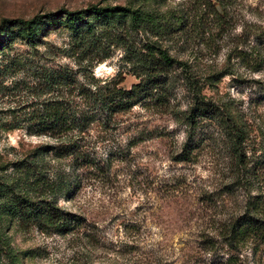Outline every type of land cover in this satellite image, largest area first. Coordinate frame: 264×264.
I'll list each match as a JSON object with an SVG mask.
<instances>
[{
  "label": "rangeland",
  "instance_id": "obj_1",
  "mask_svg": "<svg viewBox=\"0 0 264 264\" xmlns=\"http://www.w3.org/2000/svg\"><path fill=\"white\" fill-rule=\"evenodd\" d=\"M95 3L140 9L158 30L152 19L132 27L127 11L105 28L90 14L83 21L100 34L89 49L60 13ZM211 9L193 0H0V264H264V232L226 237L247 200L259 203L264 226V62H254L264 0ZM34 16L43 18L5 22ZM147 47L173 61L165 88L123 111L101 106L106 83L128 89L142 78ZM196 101L218 116L189 122ZM52 103L95 116L55 132L40 123ZM16 194L76 222L58 232L11 213Z\"/></svg>",
  "mask_w": 264,
  "mask_h": 264
},
{
  "label": "trees",
  "instance_id": "obj_2",
  "mask_svg": "<svg viewBox=\"0 0 264 264\" xmlns=\"http://www.w3.org/2000/svg\"><path fill=\"white\" fill-rule=\"evenodd\" d=\"M203 7H212L211 11L214 14H221L226 11L231 1L233 0H193ZM129 12V20L132 27H138L139 24L145 19H152V26L150 27L153 32L158 30V27L153 25V18L148 14L143 15L140 9L121 6H100L98 3L89 4L84 8L68 11H61V15H64L66 20L73 24L74 26V38L77 40L78 44L87 45L89 49L95 50L99 46V34L96 33L97 27L89 25V22L83 21L84 18L90 14L95 15L96 20L99 23L104 21L103 27H108L111 24L112 18L118 16L120 12ZM54 15H57L55 13ZM50 17V14H48ZM47 17V16H45ZM38 18L43 17H32L29 20H23L20 18H13L5 20L8 24L15 22L21 23L22 25L31 26ZM149 21V22H150ZM84 24L85 29H79L80 24ZM2 42L0 40V46ZM147 58L144 59L146 66H144L145 72L142 73V78L135 84L131 85L128 89H121L114 84L109 86L105 84L104 90L105 95L100 96L101 106L106 109H110L112 112L123 111L129 108L133 101H135L139 94L145 91L163 90L165 87V76L166 71L170 66H172V59L167 55V53L157 47H147ZM254 62L263 63L264 62V51L257 49L254 52ZM63 78V76L61 77ZM99 91V89H97ZM95 116V113L92 111L88 113L76 114L69 107L67 108L64 104L57 105L52 103L47 105L45 113L43 114V119L40 120V123L48 125L53 131L61 132L71 126L75 127L74 129L80 130L83 128V125L88 123L91 118ZM203 116L205 119L214 118L218 116L215 109L203 102L196 101L194 107L189 111L187 115V120L189 122H194ZM240 130L234 129L233 136L235 138H240ZM187 156L188 153H183ZM185 158V157H184ZM10 212L16 213L26 218H31L34 220H42L46 223H51L55 230L58 232H64L70 228V224H74L76 219L73 218L70 214L66 212H61L58 208L54 207L49 201L40 200L35 202L25 195L16 194L14 198L8 204ZM243 211L239 214L227 227L226 237L229 242L239 243L250 235H255L261 237L264 232L263 226V217L260 210V205L257 200H247L244 203Z\"/></svg>",
  "mask_w": 264,
  "mask_h": 264
}]
</instances>
